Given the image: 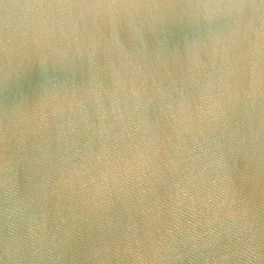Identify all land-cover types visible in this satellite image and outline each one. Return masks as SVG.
Segmentation results:
<instances>
[{"label": "water", "instance_id": "95a60500", "mask_svg": "<svg viewBox=\"0 0 264 264\" xmlns=\"http://www.w3.org/2000/svg\"><path fill=\"white\" fill-rule=\"evenodd\" d=\"M0 264H264V0H0Z\"/></svg>", "mask_w": 264, "mask_h": 264}]
</instances>
